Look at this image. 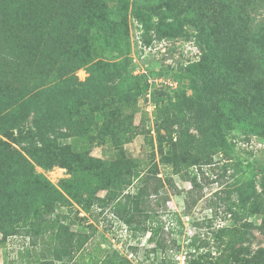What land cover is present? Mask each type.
Here are the masks:
<instances>
[{
    "label": "trees",
    "instance_id": "16d2710c",
    "mask_svg": "<svg viewBox=\"0 0 264 264\" xmlns=\"http://www.w3.org/2000/svg\"><path fill=\"white\" fill-rule=\"evenodd\" d=\"M131 5L146 35L154 29L159 39L178 37L186 24L198 30L201 60L184 68L192 95L182 87L173 101L166 93L182 117L186 107L197 108L208 117L213 141L225 146L232 145L234 131L264 137V78L250 56L252 33L241 0H117L115 6L108 0H0V229L4 237L26 226L38 232L53 229L54 258L47 256L39 264L69 263L89 238L71 231L59 210L75 209L79 221L86 219L81 209L90 211L93 205L134 204L132 210H145L140 206L144 187L135 195L125 193V203L119 199L145 167L142 158L124 147L140 133L133 111L148 90L143 77L122 73L131 60ZM80 68L95 79L86 89L75 87L72 73ZM116 77L118 84L110 85ZM163 98L155 100L161 109ZM62 126L75 132L74 142L62 141ZM180 138L186 148L184 136ZM165 141L159 134L160 162L180 171L186 158H174ZM105 143L114 145L115 159L91 154ZM149 143L155 147L153 139ZM37 165L66 167L72 177L55 184ZM101 190L107 193L96 201ZM240 191L239 208H253L256 191ZM228 249L215 258L204 254L195 264H264V247L230 244ZM107 263L133 264L126 258Z\"/></svg>",
    "mask_w": 264,
    "mask_h": 264
},
{
    "label": "rangeland",
    "instance_id": "374dc122",
    "mask_svg": "<svg viewBox=\"0 0 264 264\" xmlns=\"http://www.w3.org/2000/svg\"><path fill=\"white\" fill-rule=\"evenodd\" d=\"M108 2L115 6L117 0ZM241 2L252 33L250 56L256 61L258 75L264 78V0ZM129 11L130 52L127 56L131 60L122 73L128 70L133 76L143 77L148 90L139 96L133 111L140 133L124 147L129 155L142 158L145 167L141 177L135 178L119 199L125 203L128 201L125 193L135 195L144 187L146 191L140 206L145 210H132L134 204H128V208L122 204L102 209L93 205L90 211L81 209L80 216H86L81 221L75 209L59 210L57 215L71 225V231L89 235L83 249L67 264H108L109 260L125 258L133 264H163L165 257H168L166 264H195L204 254L210 258L224 256L230 244L249 245L253 250L264 247V137L234 131L229 136L232 145L225 146L213 141L208 117L197 108L186 107L185 117H182L166 93L173 101L177 100L176 93L182 87L187 96L192 95L191 78L184 68L201 60L203 51L197 41L198 30L186 24L183 35L159 39L154 29L146 35L143 23L131 13L132 5ZM153 21H157L156 15ZM121 58L122 55L114 59ZM72 74L77 77L75 87L80 89L88 88L95 81L86 68ZM118 81L116 77L110 85L115 86ZM155 96H164L160 100L162 109L156 105ZM27 125H31L30 121ZM61 131L64 142H74L77 138L75 132L65 126ZM159 134L165 136V143L175 152L174 158L182 155L186 158L180 171L161 164ZM181 135L186 140V148L181 146ZM150 139L154 140L155 147L149 143ZM91 154L113 160L117 153L113 144L105 143L94 146ZM196 159L199 161H194ZM36 169L55 184L62 178L72 177L66 167L59 165L50 170L37 165ZM241 188L256 191L254 207L249 210L242 211L237 205ZM106 193V190L99 191L96 201ZM75 208L81 207L75 205ZM130 213L131 223L128 222ZM52 231L38 232L26 226L4 237L0 229V264H39L47 256L54 258L56 241L49 238Z\"/></svg>",
    "mask_w": 264,
    "mask_h": 264
}]
</instances>
